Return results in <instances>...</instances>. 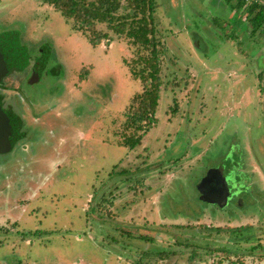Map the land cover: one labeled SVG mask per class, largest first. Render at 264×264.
Instances as JSON below:
<instances>
[{
  "label": "rangeland",
  "instance_id": "374dc122",
  "mask_svg": "<svg viewBox=\"0 0 264 264\" xmlns=\"http://www.w3.org/2000/svg\"><path fill=\"white\" fill-rule=\"evenodd\" d=\"M152 1L164 88L128 149L131 39L93 45L53 4L0 0V44L30 49L13 70L52 53L36 83L5 78L26 137L0 154V264H264V24L239 0ZM219 166L238 167L226 202Z\"/></svg>",
  "mask_w": 264,
  "mask_h": 264
},
{
  "label": "trees",
  "instance_id": "16d2710c",
  "mask_svg": "<svg viewBox=\"0 0 264 264\" xmlns=\"http://www.w3.org/2000/svg\"><path fill=\"white\" fill-rule=\"evenodd\" d=\"M55 8L75 27L84 29L91 44L99 45L103 40H112L110 33L117 36H128L136 46V52L127 61L134 78L140 79L142 88L134 94L132 101L124 111L121 123L119 144L133 149L142 143V138L154 125L157 117L159 100L164 88L162 76V54L166 50L162 37L155 34V27L144 9L153 10L152 0H44ZM148 3L147 8L144 5ZM124 8L126 11H122ZM237 10H247L250 21L255 25L264 24V0H239ZM105 24L106 28L99 27ZM257 28V26H256ZM254 28V30H256ZM42 47V46H41ZM44 48V47H43ZM143 49V50H142ZM140 51V52H139ZM52 55L50 47L45 49L41 71L47 68ZM22 57V55H20ZM19 56V57H20ZM126 62V58H125ZM86 70V69H85ZM84 70V71H85ZM87 71V70H86ZM85 74V72H84ZM83 75V74H81ZM175 83V82H174ZM156 117V118H155ZM17 132L23 127L15 122ZM23 133V132H22ZM251 174L246 173L250 178ZM132 233V232H131ZM131 235H134L132 233ZM144 240L148 236H139ZM167 252V251H166ZM193 253L196 251L192 250ZM145 253V250H144ZM161 254L164 252L161 251ZM167 254V253H166Z\"/></svg>",
  "mask_w": 264,
  "mask_h": 264
},
{
  "label": "flooded vegetation",
  "instance_id": "af4514ba",
  "mask_svg": "<svg viewBox=\"0 0 264 264\" xmlns=\"http://www.w3.org/2000/svg\"><path fill=\"white\" fill-rule=\"evenodd\" d=\"M10 29H12V28L5 26V25L0 27V37H1V35H4L5 33L9 32ZM13 31H15V30H11V34H14ZM24 33H25V31H24ZM18 37L20 39V43H18V44H15L14 42L11 43V40L6 45L0 44V54H1L0 59L2 58V60L4 62H6V65L10 68V70H11V64H13L12 60L14 58L15 59H21L23 56L21 57L20 55H23V53L25 51L29 52V50H30L29 47L27 46V44H24L21 41L20 33L18 34ZM41 48H42V50H41L42 54L39 55V57H37V58H33L31 60L30 66L29 65L26 67L23 66V68L20 70H11L9 72L10 75L15 74L16 78H21L23 81L29 80L30 82L32 81L33 83H36L42 74L41 73V66H42L43 60H44L43 54L45 53V49L43 47H41ZM15 50H17L16 53H15ZM40 57H41V59H39ZM29 58L31 59L30 55H29ZM37 59H38V61H37ZM26 70H27V72H25ZM5 78H6V75L3 77L2 81H0V104H1V107L3 109V112L10 119V122L12 124V132L9 134V136H10V139L13 143V147H12V149H13L20 140H22L23 138L26 137L25 136L26 133L23 131V127H22L21 131L19 130L18 132H17V128L15 127V124H16L15 122L22 121L21 124H23L24 121L22 120V117L18 113V111H19L18 107L16 105L14 106L12 101L10 100L11 98L9 97V94L11 92L8 91L5 87L6 86ZM15 87L17 89L21 90V88L19 87L18 84H16ZM21 97H24V95L22 93H21ZM25 98H26V96H25ZM22 100H24V99L18 98L19 104L22 103ZM17 114L21 118L19 116L17 117ZM0 154L3 155V154H6V152H4V153L0 152Z\"/></svg>",
  "mask_w": 264,
  "mask_h": 264
},
{
  "label": "water",
  "instance_id": "95a60500",
  "mask_svg": "<svg viewBox=\"0 0 264 264\" xmlns=\"http://www.w3.org/2000/svg\"><path fill=\"white\" fill-rule=\"evenodd\" d=\"M13 67L14 65H11V70H13ZM11 70L6 65V62H4L1 58L0 59V81H2L3 77L7 75ZM11 132H12V124L10 122V119L3 112V109L0 104V152L4 153L12 149L13 143L9 136ZM236 168L238 167L234 166L233 169H230V171L236 172ZM212 171H213V175H216V173H218V178L220 181L219 184L222 185L224 188V194H222L219 199L223 202H226L229 196L233 195L234 192H237V190L235 191L237 183L236 181H233V184L231 185V180H229L230 171L226 172L223 166H219L217 167V169L212 170ZM204 181L205 180H203V182Z\"/></svg>",
  "mask_w": 264,
  "mask_h": 264
},
{
  "label": "crops",
  "instance_id": "0c3cea01",
  "mask_svg": "<svg viewBox=\"0 0 264 264\" xmlns=\"http://www.w3.org/2000/svg\"><path fill=\"white\" fill-rule=\"evenodd\" d=\"M234 10H237V9H234ZM234 10H233V11H234ZM231 15H232V14H231ZM234 15H235V14H234ZM236 15H237V14H236Z\"/></svg>",
  "mask_w": 264,
  "mask_h": 264
}]
</instances>
